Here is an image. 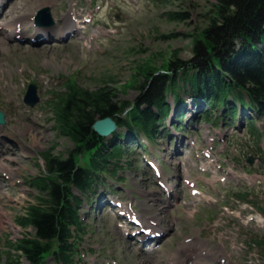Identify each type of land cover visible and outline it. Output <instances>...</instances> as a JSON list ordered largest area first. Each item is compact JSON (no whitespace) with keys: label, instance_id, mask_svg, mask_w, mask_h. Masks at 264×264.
<instances>
[{"label":"trees","instance_id":"16d2710c","mask_svg":"<svg viewBox=\"0 0 264 264\" xmlns=\"http://www.w3.org/2000/svg\"><path fill=\"white\" fill-rule=\"evenodd\" d=\"M213 10L200 37L194 39L195 56L185 62L178 57L172 58L164 70H178L185 66L191 68L190 65H193L198 68L195 70L196 81L204 90L219 92L225 85H248L252 93L264 98V0H220ZM173 16L180 19L189 15L177 12ZM240 49L249 53L233 61ZM139 67L140 74H144L146 80L139 85L141 93L136 109H139V120L150 124L147 115L153 113L152 105L163 106L162 98L170 75L162 69L151 68L150 64ZM69 91L55 109L56 128L61 135L78 144L77 149L70 152L78 151L80 144L87 150L95 148L103 141L92 128L95 120L105 116L118 117L128 102L119 98L116 91L106 84L96 88L73 84L69 85ZM143 102L148 104V108L141 109ZM46 166L47 174L39 177L37 183L42 190L51 192L53 200L46 206L33 205L29 208V217L24 219V223L37 226L38 235L26 233L25 239L16 244L18 249L32 258L48 249L53 238H58L57 246L65 253L70 235L67 223L77 222L75 212L66 207L63 201L68 204L66 183L79 182L83 178L82 170L76 167L72 155L63 159L49 153ZM56 174L59 179L54 176Z\"/></svg>","mask_w":264,"mask_h":264},{"label":"rangeland","instance_id":"374dc122","mask_svg":"<svg viewBox=\"0 0 264 264\" xmlns=\"http://www.w3.org/2000/svg\"><path fill=\"white\" fill-rule=\"evenodd\" d=\"M43 1L47 0H16L14 4H31V2ZM146 1L125 0L123 4L114 5L107 20L112 21L119 27L121 40L117 44L111 43L112 47L105 55L99 56L93 55L88 51H80L73 44L58 45L55 43L49 44L40 50L41 53H37L39 56L38 60H47L51 66L49 69L66 71L67 76L74 72L76 80L82 85L95 88L106 84L116 91L119 98L129 102L135 101L140 93L138 85L146 80V76L140 74L139 66L150 64L151 68L164 70V67L167 66V63L172 58L177 59L176 57H178L184 62L190 61L195 56L193 50L195 37H200L202 29L208 23L210 11H214L216 4L220 2V0H186L185 2L179 0L169 6L160 7L153 0H150L152 3L149 4ZM168 11H181L185 14L188 13L189 16L182 19H172L167 15ZM14 47L16 48L15 53L9 54L8 57L12 58V60L21 58L29 63L28 57L31 58V56H24L26 47L16 44L11 49ZM35 67H39L38 63H36ZM150 77L149 79H152ZM45 115L46 113L43 117ZM52 123L50 119L46 118L43 124L26 126L30 134L31 145L33 140L35 143L28 153L33 154L35 158L39 151H43L51 143L54 146V152L58 153L65 152L73 146L69 139L58 135L54 131ZM231 155H234L233 151ZM22 164V166H14V168H19L20 170L26 165L28 172L33 175L41 170V167L33 161L23 160ZM132 171L135 172V169H132ZM127 183L133 188L136 187L133 180ZM144 188L146 191L149 189L153 190V187L148 188L146 183H144ZM6 194L13 196L18 201H24L25 196L27 199H33L36 197L37 192L33 188H28L26 195H23L20 188L13 191L7 189L1 193L0 197H6ZM16 206L19 208V205ZM210 208L215 211L214 217L221 215V204L205 207V209ZM233 209H236V211L240 210L238 207H231L230 210L232 211ZM205 213L203 211L193 222H189L187 216H183L179 222V227L176 229L177 232L171 238L167 248H174L179 240L184 239L191 232H200L201 229L205 234L212 235L213 233L208 227V219ZM161 215L166 217L165 212ZM245 219L244 213H242L241 218L236 217L234 214L228 215L226 224L229 227V232L240 235L241 239H250L254 235L264 232L256 231L250 225L247 227L241 226L242 220ZM103 221L110 225L108 218L105 216L102 218V215H98L93 219L94 225H97L98 230L88 235V238L85 239L84 247L98 248L102 242L108 246L114 245L116 249L114 255L116 253L120 255L121 264H144L140 256L132 255V253H130L131 255L128 254L126 241L121 238L117 231L105 229ZM94 255L98 260L105 262V259L92 252V254H87L89 264H92ZM260 264H264V256L261 257Z\"/></svg>","mask_w":264,"mask_h":264},{"label":"water","instance_id":"95a60500","mask_svg":"<svg viewBox=\"0 0 264 264\" xmlns=\"http://www.w3.org/2000/svg\"><path fill=\"white\" fill-rule=\"evenodd\" d=\"M115 126L112 118L99 119L94 123V128L102 135L109 134Z\"/></svg>","mask_w":264,"mask_h":264},{"label":"bare ground","instance_id":"6f19581e","mask_svg":"<svg viewBox=\"0 0 264 264\" xmlns=\"http://www.w3.org/2000/svg\"><path fill=\"white\" fill-rule=\"evenodd\" d=\"M20 4H22V3H20ZM24 5V4H23ZM38 5H41V3L40 2H34V3H31V4H29V3H25V7L26 8H31L30 6H35L34 8H36V6H38ZM0 164H3L2 162H0Z\"/></svg>","mask_w":264,"mask_h":264}]
</instances>
